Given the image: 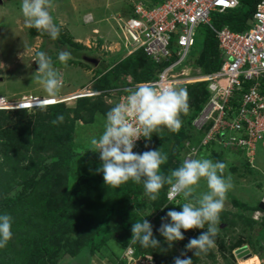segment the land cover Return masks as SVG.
<instances>
[{"label": "trees", "instance_id": "obj_1", "mask_svg": "<svg viewBox=\"0 0 264 264\" xmlns=\"http://www.w3.org/2000/svg\"><path fill=\"white\" fill-rule=\"evenodd\" d=\"M129 1L130 5L132 2L136 3L135 0ZM140 1L144 2L149 8H153L158 2V0ZM257 1L240 0L239 6L234 9L221 13L215 12L217 15L214 16V24L217 27L227 24L232 30L236 31L247 28L251 23V17ZM242 3L248 4L245 10L241 7ZM129 13L130 16L134 15L131 6ZM203 27L205 28L204 34L200 32V26L195 35V37L199 34L202 35L201 55L196 57L195 60H190L188 53V56L179 67L189 64L190 61L193 66L195 64L199 66V70L202 73L212 72L219 68L222 56L216 37L211 29L206 26ZM116 28L119 31L123 29L120 26H116ZM169 49L171 53L167 57L159 58V60H156L152 55H148L143 47H138L127 55L125 60L113 61L107 67L102 62V67H105L103 70H99L102 79L97 81L98 83L95 86L100 91L99 96H97L98 100L94 102L95 104L92 103L89 106L87 105L89 101L83 102L85 97L76 98L77 108L73 109L74 114L71 118H69L68 110L64 106L65 102L42 107L38 106L31 109L0 110V151L3 157L6 160H11L13 158L12 151L15 154L14 159H17V161L27 159L29 160V167H31L29 170H26V166L22 165L16 170L12 169L10 173L0 172V214L7 213L13 218L11 229L13 236L7 246L0 249V264H54L53 255L54 257L58 256L62 243H67V239L63 238V236L69 233L71 228L73 231L74 228L71 225L75 222H79V229L76 230L78 238L74 249L81 250L87 248L90 253V261L96 259L99 264L104 259H101L98 253L100 254L101 249L104 247L109 249L107 250L109 255L107 257L104 256L107 261L106 264H129V258L125 255V250L130 247H132L135 257H145L152 260L154 264H174V258L176 257H180L181 259L190 257L192 264H200V261L202 263V259L204 258L215 261V251L213 248L206 254L201 253L200 255H194V249L189 250L185 248L190 239L197 238L201 234V229H198L196 236L184 237L183 240L172 242L171 247L168 246V242L165 241L164 237L160 235L158 231L160 227L152 229L154 237L161 243L160 246L144 248L138 242L133 243L131 239L132 224L141 222L143 219L136 218L133 206L129 203V198L132 195L139 198L137 191L141 189L142 183L136 184L129 181L116 189L108 186L109 188L106 189V192L102 193L98 185L105 183L103 173L100 171L96 178L85 176L86 179L83 180V184L78 185V187L75 186L69 192L64 189L59 195H53L48 191L51 182L57 180V174L53 175L52 172L58 169V172H60V169L62 170L64 166H68L71 156L74 155L72 150L73 119L81 118L79 114L80 109L83 107L87 112V118L82 119L85 122H91L93 113L102 105V100H99L100 96L106 93L113 94L112 91L120 88L117 90V94H114L116 96L114 98H117L120 93H125L124 90H121V85L124 83L132 85L136 82L156 79L158 72L164 66L177 59L176 49ZM78 53L75 52V55H81ZM102 63L100 62L101 65ZM112 63L113 65H111ZM121 75L124 78H121ZM176 86L183 88L186 86L188 97H193L195 100L193 102V111L185 119V123L182 124L179 132L173 133L168 129L164 130L165 138H162L159 143L157 142L158 134L153 133V139L147 143L143 138L142 148L137 153L149 151V148L154 144H163L165 142L167 148H165L162 154L167 156V161L161 165V173L165 176L176 169L170 166L169 155L175 153L177 157L179 156L183 146L182 141L184 140L182 131L186 129V125L192 129L193 119L201 111L203 104L208 98L205 81L182 83ZM247 86L248 83L244 84V90L247 89ZM194 89H197L198 92L192 94ZM237 97L239 96L229 99V104L236 106L238 104ZM59 107L65 110L61 112V115L64 117L63 122L53 124L52 121L56 120L59 116H53V114L55 113V109ZM13 110H19L24 113L34 110L35 115L40 117L37 120V124L41 125V130L38 131L36 127H25L23 131V126L17 120L10 118V113ZM45 113L48 114V117L44 120ZM43 120L45 122L42 124ZM66 120L69 122L67 123ZM196 131L199 133V139L203 131L199 129H196ZM31 133L34 136L32 135L31 137ZM198 139L189 141L191 142V149H195L196 151L195 156H192L191 152L192 158L201 155L206 146H212L211 144L214 143L211 141L202 144ZM223 146L235 150L234 152L239 153V156L241 155L240 157L243 158V164L252 167L249 157L245 155L240 147L226 143ZM212 152V154H216V157H218L216 150ZM51 157L56 158V160L49 163L43 161V158L47 160L51 159ZM254 157L253 162L255 160ZM87 159L91 162L92 167L101 164L97 153L94 151L88 154ZM14 183L20 184V187H18V190L14 194H10L12 188L18 185ZM166 186L168 188L169 185L166 184ZM157 200L160 202L154 205V211H157L155 220L160 226L161 223L171 222L170 218L166 217V213L169 210L181 211L180 205L185 202L183 200L177 205L174 204L175 201L167 202L165 188L161 189ZM236 204L240 208L245 207V205L238 202ZM85 206L87 212L83 214V207ZM129 207L130 209H128ZM249 209L252 211L257 210V208L252 209L250 207ZM116 212H119L121 216H116ZM162 217H165L163 221L161 220ZM240 217L245 220L244 223L248 227L256 223V220L252 216L250 218L247 215L246 218L240 215ZM220 219L222 221L225 220L224 214L220 213ZM261 225V227H264V222ZM181 231L184 230L182 229ZM215 242L218 243L219 247L217 251L224 257L225 263L235 264L233 250L241 247L243 240L241 238L230 240L227 245L225 236L217 234ZM224 250H227V256L224 255ZM70 251L71 254H75L74 250L70 249ZM182 252L184 253L183 256L181 255ZM254 253L256 254V252ZM50 260L52 261L51 263H49ZM204 263L205 261L202 264Z\"/></svg>", "mask_w": 264, "mask_h": 264}, {"label": "rangeland", "instance_id": "obj_2", "mask_svg": "<svg viewBox=\"0 0 264 264\" xmlns=\"http://www.w3.org/2000/svg\"><path fill=\"white\" fill-rule=\"evenodd\" d=\"M136 3L140 0H135ZM132 2V1H131ZM54 10L51 12L54 17V21L58 25H62L59 38L52 40L46 33L38 32L35 28H27L24 25V17L21 13V0H1L0 1V95H5L9 98L19 97L22 94H36V95H48L42 85L35 80V72L38 68V64L34 61L36 51L46 52L53 60L54 67L63 77V88L60 90L66 95L69 91L82 89L86 95L83 102L89 101L87 105H91L96 102L97 96L95 95V88L97 81L101 80L102 76L99 70H103L109 66L111 62L118 61L120 59L125 60L127 55L130 53V49L127 48L126 42L130 43L131 40L127 37L122 36L124 30H118L116 26L123 27L122 18H125L129 14L130 9L129 0H54ZM247 3H242L241 7L243 10L247 8ZM123 12L126 13L123 15ZM217 13L213 12L211 15L212 22L214 23V16ZM219 15V14H218ZM200 32L204 34L205 28L201 26ZM201 34L196 37L194 46L190 49L189 58L195 60L196 57L201 55L202 51V39ZM70 51L71 59L67 61V65L61 64L58 60V54L60 51ZM75 52H79L75 55ZM221 52V50H220ZM96 58L97 64L90 62L85 59ZM100 62H104L102 65ZM100 64V65H99ZM113 65V63L111 64ZM185 69L190 74L196 73L195 70H199L200 67L189 61V64L177 67L175 71ZM120 77V76H119ZM121 78H124L121 75ZM130 80V79H127ZM122 84L121 90L128 89ZM186 89V86L184 87ZM118 89V88H116ZM198 90L194 89L192 94L197 93ZM91 94V95H89ZM122 97V93L119 94ZM114 94H104L100 96L99 100H102V105L98 107V110L93 113L92 121L85 122L82 118H87V112L82 107L80 109V119H73V140L72 150L74 155L69 160V165L64 166V169H60V172L55 171L52 174H57V180L51 182L48 191L53 195H59L64 189L68 192L74 189L75 186L83 184L85 176L90 178H96L100 171L97 169L101 166L92 167L91 162L87 159L88 154L91 153V140L94 137H98L103 131L104 118L106 113L110 110L115 103L121 101V99L114 98ZM77 98V97H76ZM76 98H68L64 102V106L68 110L69 118L74 114L73 109L77 108L75 100ZM193 97H189L188 103L190 106L187 115H182V124L185 123V119L193 111ZM95 104V103H94ZM63 108H56L53 116L61 115L64 112ZM201 112V111H200ZM198 113L192 121V129L187 127L182 131L184 140L182 141V150L177 157L175 153L169 155V164L172 167L178 168L182 165V162L186 159L192 158L191 156V142L192 140L198 139L199 133L196 131V124L201 122L202 114ZM201 114V115H200ZM48 114L45 113V118ZM10 118L17 120L23 131L25 127L37 128L41 130V125H38L37 120L40 118L35 115L34 110L22 111L13 110L10 113ZM42 121V124L45 121ZM67 121V120H66ZM69 121H67L68 123ZM62 123V122H58ZM194 128V129H193ZM164 128L158 137V143L161 142L162 138H165ZM33 133L30 134L32 137ZM34 136V135H33ZM202 133L198 141L202 140ZM153 139V136L151 137ZM146 143L150 140H145ZM189 143H188V142ZM141 142V141H140ZM139 142V144H141ZM212 146H206L205 150L202 151L201 155H197L196 158L204 157L211 159L213 162H223L227 165L225 170V176H231L233 188L227 193V199L225 206L221 214H224L225 220L220 219L218 227L219 236L224 235L227 245L230 240L241 238L243 240L242 248L238 247L233 250L235 264H264V227H261V223L264 222V211L258 207V202L263 194L264 190V153L260 145H257L254 166L248 167L243 164V158L239 156V153L234 152L228 147L223 146L224 142H218L213 140ZM143 143V142H142ZM203 144V143H202ZM167 144H154L149 150H159L161 153L165 150ZM1 150V149H0ZM135 150V149H134ZM217 152L212 154V151ZM211 152V154H210ZM12 159L6 160L2 152L0 151V172H12L20 168V166H26V170L30 169L29 160L23 159L17 161L14 159L15 154L11 151ZM85 155V156H84ZM86 157V158H85ZM90 158V156H89ZM56 158L44 159V162L55 161ZM66 167V168H65ZM65 169H67L65 171ZM59 174V177H58ZM164 175V174H163ZM17 182V181H16ZM18 184V183H14ZM20 184L16 185L10 191V194H14L18 190ZM98 187L102 193L106 192L109 188L108 185L99 184ZM167 190L166 184L162 189ZM208 188L206 181L203 179L200 181V187L197 189L194 195L198 196L203 192H207ZM137 196H131L129 203L133 206L134 215L136 218L148 220L153 228H159L160 225L155 220L157 211H154V205L157 204L158 200L152 201L145 194L143 184L141 189L137 191ZM6 194L5 192H3ZM183 201L182 197L179 196L174 204H179ZM236 202L245 205L244 208H240ZM250 208H257V210H250ZM83 207V214L87 210ZM130 209V207L128 208ZM151 213V214H149ZM149 214V215H148ZM116 216H121L119 212L115 213ZM240 215L247 218L253 215H258V220L252 226L244 223ZM251 218V217H250ZM263 220V221H261ZM156 221V222H155ZM73 227L63 236L67 239V243H62V248L59 250L58 256L53 255L55 260L54 264H99L96 259L90 261V253L87 248L81 250L74 249L76 246V240L78 234L76 232L79 229V222H75ZM201 229V232L206 231ZM72 231V232H71ZM198 229H190L182 231L184 237H191L197 235ZM70 242V244H69ZM218 243L215 242V261L211 259H202L204 264H226L224 257L217 251ZM70 249L75 251V254H71ZM109 250L107 247L101 249L98 255L104 261L101 264H106L104 256H108ZM224 255H228L227 250H224ZM254 253L248 255L247 253ZM103 254V255H102ZM97 257V256H96ZM52 261L50 260L49 263ZM202 262V263H203ZM200 261V264H202ZM127 264V263H126Z\"/></svg>", "mask_w": 264, "mask_h": 264}, {"label": "clouds", "instance_id": "obj_3", "mask_svg": "<svg viewBox=\"0 0 264 264\" xmlns=\"http://www.w3.org/2000/svg\"><path fill=\"white\" fill-rule=\"evenodd\" d=\"M133 4L135 3H131L132 12ZM54 7V0H21V13L24 17L25 27L35 28L42 34L46 33L52 40L58 39L62 25H58L54 21L51 14ZM129 15L130 13L122 18V21ZM122 36L124 38L125 34L123 33ZM126 44L127 48L131 50L130 53L138 48L132 49L130 43L126 42ZM69 59H71L70 51L59 52L58 60L61 64L66 66ZM34 61L38 64L34 77L36 82L42 85L50 97L57 96L63 88L64 81L62 75L54 67L52 58L44 51H36ZM136 83L125 85L135 86ZM118 89L112 91L113 94L116 95ZM81 91L83 90H72L69 93ZM124 91L125 93L122 92V95H126L123 100L115 103L106 113L102 133L91 140L93 146L91 150L97 153L101 161V166L97 171H102L105 185L115 189L129 181L136 184L142 183L145 194L152 201L158 199L165 184L169 185L168 198L172 201L167 199V202L176 201L178 196L182 197L185 202L180 205L181 211L169 210L166 213V217L170 218L171 222L161 223L158 229L160 235L171 247L172 242L184 239L182 229L185 231L205 229L207 224L206 231L201 232L197 238L190 239L185 245L186 249L195 250L194 255L206 254L215 247L220 213L224 209L227 193L233 188L231 176H225L227 165L223 162H213L204 157L189 158L184 160L180 167L172 170L169 175H163L161 165L167 161L165 154L159 150L137 153L142 148L143 138L151 140L153 133L159 135L164 128L173 133L179 132L183 123L181 116L187 115L190 109L187 90L176 85L145 82ZM98 94L100 91L95 90V95ZM84 96L88 95L83 94L77 98ZM117 99H121L120 95ZM63 119V115H60L52 123L63 122ZM141 138L140 147L133 152V148L136 146L135 142ZM195 155L196 151L193 149L192 156ZM251 166H254L253 161H251ZM202 179L206 181L208 191L196 196L194 194L200 187ZM261 198L260 201H262ZM252 218L259 221L258 215H253ZM164 219L165 217L161 218L162 221ZM12 221L13 218L10 214H0V249L5 248L12 239ZM152 229L153 226L146 219L133 223L131 227L133 243L138 242L144 248L160 246L161 243L154 237ZM181 255L183 256L184 253L182 252ZM138 258H142L146 262L137 264H154L152 260L145 257ZM174 264H192V259L176 257Z\"/></svg>", "mask_w": 264, "mask_h": 264}, {"label": "built area", "instance_id": "obj_4", "mask_svg": "<svg viewBox=\"0 0 264 264\" xmlns=\"http://www.w3.org/2000/svg\"><path fill=\"white\" fill-rule=\"evenodd\" d=\"M239 4L240 0H158L149 8L140 1L133 4L134 15L122 21V28L126 29L124 34L131 40L132 49L143 47L156 60L167 57L169 48L176 49L177 59L164 66L156 79L145 82L177 85L205 81L208 98L200 112L201 122L196 124L203 131L201 142L217 140L240 147L251 162L257 145L264 153V0L256 2L251 23L245 29L232 30L226 24L217 27L211 19L213 12L234 9ZM200 26L211 29L217 38L222 55L219 68L204 73L196 70L193 74L185 69L175 71L188 56ZM83 92H59L55 97L31 93L16 98L0 95V110L31 109L76 98ZM236 96L238 104L232 106L229 99ZM140 141L142 138L135 142L133 152L140 147ZM169 190L170 186L168 200ZM261 200L264 202V191ZM125 251L129 264L146 262L134 257L132 248Z\"/></svg>", "mask_w": 264, "mask_h": 264}, {"label": "water", "instance_id": "obj_5", "mask_svg": "<svg viewBox=\"0 0 264 264\" xmlns=\"http://www.w3.org/2000/svg\"><path fill=\"white\" fill-rule=\"evenodd\" d=\"M85 59L88 60V61H90V62H93L94 64L97 63V59L96 58H88V57H85ZM258 207L260 209H263L264 210V203L262 201H259L258 202ZM247 254L250 255L251 253L248 252Z\"/></svg>", "mask_w": 264, "mask_h": 264}]
</instances>
